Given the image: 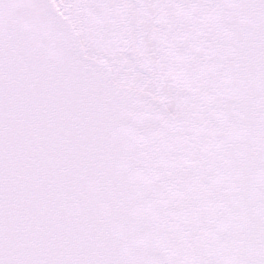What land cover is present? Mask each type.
Masks as SVG:
<instances>
[{
	"label": "snow or ice",
	"instance_id": "snow-or-ice-1",
	"mask_svg": "<svg viewBox=\"0 0 264 264\" xmlns=\"http://www.w3.org/2000/svg\"><path fill=\"white\" fill-rule=\"evenodd\" d=\"M0 264H264V0H0Z\"/></svg>",
	"mask_w": 264,
	"mask_h": 264
}]
</instances>
